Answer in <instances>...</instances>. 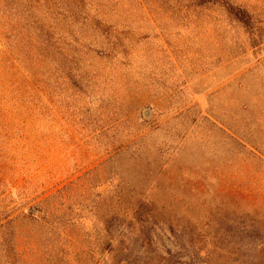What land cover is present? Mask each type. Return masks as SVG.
<instances>
[{
	"label": "rangeland",
	"instance_id": "obj_1",
	"mask_svg": "<svg viewBox=\"0 0 264 264\" xmlns=\"http://www.w3.org/2000/svg\"><path fill=\"white\" fill-rule=\"evenodd\" d=\"M0 0V264H264V0Z\"/></svg>",
	"mask_w": 264,
	"mask_h": 264
},
{
	"label": "trees",
	"instance_id": "obj_2",
	"mask_svg": "<svg viewBox=\"0 0 264 264\" xmlns=\"http://www.w3.org/2000/svg\"><path fill=\"white\" fill-rule=\"evenodd\" d=\"M189 5L192 6H206L217 5L222 7L228 16L243 25L248 32L253 36V40L259 35L261 29L259 20L248 9L242 5L231 2L230 0H187Z\"/></svg>",
	"mask_w": 264,
	"mask_h": 264
}]
</instances>
